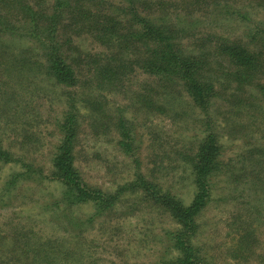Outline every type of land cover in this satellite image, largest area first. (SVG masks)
<instances>
[{"label": "rangeland", "instance_id": "rangeland-1", "mask_svg": "<svg viewBox=\"0 0 264 264\" xmlns=\"http://www.w3.org/2000/svg\"><path fill=\"white\" fill-rule=\"evenodd\" d=\"M25 2L40 7L36 8L41 13L55 11V19L39 22L55 29L57 55L73 67L76 83L52 84L41 75L35 77L36 73L8 71L5 63L26 49L29 41L8 37L0 41V141L12 158L0 161V264H170L178 254L175 235L182 225L141 185L156 184L188 204L195 191L188 156L206 124L217 133L222 165L211 176L210 199L196 218L199 227L191 243L204 264H264V193L261 184L250 181L251 175L243 176L252 171L260 149L264 150V90L260 88L264 76L246 78L243 67L230 62L234 59L230 52L241 46L251 60L259 58L263 69L264 0H96L94 6L90 4L95 13L96 8L121 13L130 31L137 24L135 12L163 21L169 25L166 34L177 39L181 48L202 52L217 90L208 114L192 104L180 84L173 87L175 99L165 96L162 86L138 68L132 50L120 82H98L93 61L106 60V48L90 22L72 21L82 8L72 0ZM46 34L43 42L50 49L52 41ZM77 55L78 64L73 60ZM74 92L79 127L73 151L83 183L108 194L125 188L114 207L98 214L90 201L61 203V185L48 179L61 138L59 120ZM119 118L133 136L128 152L118 144L121 137L115 123ZM20 162L37 170L30 171L27 180L17 175L25 170ZM261 176L264 180V171ZM11 177L16 181L8 182ZM244 228L255 233L256 241L245 255L235 258Z\"/></svg>", "mask_w": 264, "mask_h": 264}, {"label": "trees", "instance_id": "trees-1", "mask_svg": "<svg viewBox=\"0 0 264 264\" xmlns=\"http://www.w3.org/2000/svg\"><path fill=\"white\" fill-rule=\"evenodd\" d=\"M72 1L82 8L77 11L76 18L72 17V21L81 18L83 22H90L91 30H94L98 35V41H101L100 44L106 48V60L100 57L98 61L97 59L93 61L95 74L98 76L96 78L100 80L98 82H104L103 84L114 81L120 82L129 65L126 59L129 54L128 50H132L134 53H130L136 56L138 68L162 86L165 96L175 99L173 87L180 84L179 86L189 97L192 104L197 108L199 107L204 114H208L209 104H211L210 99L212 100L216 96L217 90L213 75L210 73L212 67L206 62L202 52L195 54L181 48L177 39H172L166 34L169 25L163 21L157 22L153 18L140 16L135 12L133 13V21H136L137 24L132 25L135 31H130L126 25L127 19L120 17L121 13L114 11L110 13L109 9L104 8H96V13L93 12L90 4L94 6L96 0H93V2L92 0ZM80 2L87 3L88 8L83 9L87 6L81 7ZM36 7L40 8L36 5H29L25 0H0V41L3 42L6 37L17 41L25 38L29 41L26 49L20 50L21 52L19 51L16 55H11L10 63H5V68L8 71L12 69L36 73L35 77L41 75L52 84L75 85L76 75L73 67L71 69L62 57L57 55L58 44L55 41L56 37L53 35L55 29L49 30L47 26L39 22L42 18L55 19V11L41 13ZM100 11L101 13H99ZM44 33H47L46 35L50 37L48 42L52 41L50 49H47L44 45L42 38ZM227 47L232 49V47ZM242 48L237 46L236 49L238 50L234 51L233 54L230 52V56L234 57L233 59L228 56L231 64L235 67L242 66L244 69L242 72L247 73L246 78H255L254 80H256L260 76H264V73H261L257 77L258 72L264 70L259 58L256 57V59L251 60L250 54ZM138 49L142 51L137 52ZM26 52L31 53V55H25ZM101 53L104 54L102 50ZM73 60L76 64L80 63V55H77ZM237 73L240 74L239 71ZM236 83V85H239L238 81ZM260 88L264 90L261 84ZM75 93L72 95V103L69 102L70 96L67 97L66 102L70 105L63 110L59 120L61 138L52 158L51 174H49L48 179L61 185V203L72 206L90 201L98 214L109 211L114 207L115 202L125 188L119 187L108 194L99 188L88 187L83 183L75 165L73 151L79 127V113L74 98L77 93L76 95ZM94 104L97 105V101ZM209 120H206V122ZM124 123L125 120L119 118L115 123V127L121 137L118 144L128 152L131 150L133 136ZM205 126L196 148L188 156L195 187L193 197L188 204L185 205L178 197L169 192H162L156 184L145 182L141 185L147 193L150 192V195L154 197L155 203L165 209L171 217H175L182 225V229L177 231L175 235L174 247L177 249L178 254L175 259L168 261L170 264H204V261L198 256V250L191 243V237L195 229L199 227L196 218L210 199L211 176L219 171L222 165L217 133L209 131L208 124ZM260 150L261 153L256 159L252 171L248 174L242 172V174L246 177L251 175L250 181L256 182L258 185L261 184L260 189L264 193V180L261 176L264 171V150ZM10 160H12L10 153L0 141V161L7 163ZM19 166L20 169H25L17 173L22 177V179L19 178L20 180H27L30 171H37L34 168L31 169L30 164L26 165V163L20 162ZM16 179L11 177L8 182L16 181ZM255 239V233L246 228L242 229L238 238L235 258L245 255V252L249 251L254 245Z\"/></svg>", "mask_w": 264, "mask_h": 264}]
</instances>
